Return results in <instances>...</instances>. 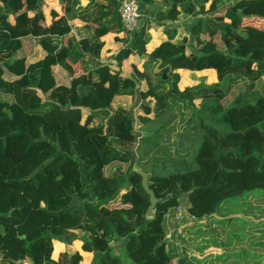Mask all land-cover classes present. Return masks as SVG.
Instances as JSON below:
<instances>
[{
    "label": "trees",
    "instance_id": "trees-1",
    "mask_svg": "<svg viewBox=\"0 0 264 264\" xmlns=\"http://www.w3.org/2000/svg\"><path fill=\"white\" fill-rule=\"evenodd\" d=\"M46 1L0 0V264H79L80 252L52 257L55 242L78 237L96 264H170L163 222L171 209L186 201L190 218L207 220L264 197V42L251 38L246 15L264 11V0H171L165 15L199 16L188 31L202 47L170 42L176 30H165L168 42L149 53L144 26L122 36L120 0H58L56 26L81 23L58 35L49 33ZM107 33L145 59L134 73L113 57V95L131 98L135 111L93 107ZM35 45L43 56L29 62ZM204 71L214 83L182 86V74ZM173 100L194 109L187 132L200 143L197 167L147 177L157 203L146 218L148 195L132 171L135 129L163 118ZM175 264L193 262L182 255Z\"/></svg>",
    "mask_w": 264,
    "mask_h": 264
},
{
    "label": "rangeland",
    "instance_id": "rangeland-1",
    "mask_svg": "<svg viewBox=\"0 0 264 264\" xmlns=\"http://www.w3.org/2000/svg\"><path fill=\"white\" fill-rule=\"evenodd\" d=\"M223 1L228 6L237 0ZM246 15L250 19L253 18V22L250 25L252 26L250 32L253 41L264 42V32L260 31L259 28L260 25H264V11L250 10ZM192 16L194 18V15ZM192 16L184 18L182 33L187 35L188 49L195 48L200 50L202 47L201 42L191 37L188 31L191 25L197 21L196 17L191 19ZM6 23L12 26L15 20L9 18ZM102 39L105 42L102 65L106 69L103 70L106 78L99 87V93L93 97V107H109L112 110L122 107L135 111L136 108H134L131 98L115 97L113 95L110 80L111 74L116 71L113 57L121 55L120 57L124 60L125 69L134 73L142 72L145 59L138 56L140 60H137L139 58L131 54L124 44H118L112 40L113 36L111 34L103 35ZM152 45L161 46L155 39H148L146 49L148 53L152 52ZM33 59H36V57L34 56ZM110 60L112 61L111 64L108 63ZM56 75L58 78L61 77L58 70L56 71ZM203 78L205 79L204 81L202 80ZM201 82L207 85L214 83L215 77L213 72L182 74L183 87ZM193 115L194 109L186 103L179 104L177 101H169L165 115L161 120L154 121L148 124V126L136 128L135 131L139 134L135 147L136 168L147 177H150L153 175L167 176L172 173H181L185 169H188L183 167L184 164L188 165V167L193 165L194 159L192 155L196 151L194 144L199 142L197 138H195L196 140L191 139L192 137L190 138L187 132ZM151 128H154L153 130L159 129V131H153ZM141 139L146 140L142 148L146 145L149 151L147 158L140 157L142 149H139L138 145H140ZM151 143H154V145ZM234 206L236 211H232L222 217H213L207 220L190 218L186 213V201L180 203L178 208L171 209L172 214L169 218L172 219L174 225L166 233V241L167 243L170 242L172 245L171 253H174L171 255L170 264H175L176 259L182 255L190 257L193 264H264L263 195L259 193L254 194L250 198L236 202ZM232 208L233 206L229 209L232 210ZM206 223L210 224L209 229L205 227ZM82 240V237H78L70 244L61 243L60 247L56 245L53 249L52 257L54 259L58 258L57 253L59 251H67L68 254L72 253L73 249H79ZM174 242H176V245L173 244ZM96 260L97 256L95 254L82 253V260L79 264H96Z\"/></svg>",
    "mask_w": 264,
    "mask_h": 264
},
{
    "label": "crops",
    "instance_id": "crops-1",
    "mask_svg": "<svg viewBox=\"0 0 264 264\" xmlns=\"http://www.w3.org/2000/svg\"><path fill=\"white\" fill-rule=\"evenodd\" d=\"M86 1L87 0H81L80 1L81 5H84L86 3ZM190 1L193 4H196V0H190ZM172 3L173 2L171 0H139V7H140L141 17H140V20H139V26L138 27H141V26L145 27L147 45H148V39H150V40L155 39L161 45L167 43L168 39H167V37L165 35V30H176L174 39L172 41H170V42L174 43V42L180 41L184 37L187 38V35H184L182 33V29L184 28V18L190 17V16H186L180 10H179L180 14L178 16H167V15H165V11L169 10V8L171 7ZM43 9H44L43 13H44V16H45L47 24H48L49 33L51 35L70 33V32H72L74 26H80L81 25V23L79 21H76V20L70 22L69 23V28L72 29V30H70L69 32L62 31L60 28H58L56 26L57 19L64 15V4L60 3L58 0H52V1L44 2ZM30 16L32 17V15H30ZM194 18H195V16H194ZM194 18H193V16L191 17V19H194ZM197 18L198 17H196L195 19H197ZM186 25H185V27H186ZM108 34H110V33H107L106 35H108ZM111 35L113 36V34H111ZM157 47H158L157 45H152V47H151L152 51L154 49H156ZM104 49H105V47H104ZM34 56L36 57V59H33ZM42 56H43V53L40 51L38 46L35 45L33 47V52L31 54V56L28 58V60H31V61L38 60V59L42 58ZM135 56H137V55H135ZM138 58L139 59H137V60H140V57H138ZM141 58H142V56H141ZM141 60H144V59H141ZM102 61H103V55H102V58H101V62ZM108 63L111 64L112 61L110 60V62H108ZM204 72H208V71H204ZM200 73H203V72H200ZM200 73H194V74H200ZM177 102L179 104L182 103V102H179V101H177ZM159 120H161V119L151 120L149 123H147L145 125L148 126V124H151L152 122L159 121ZM145 125H143V126H145ZM149 127H151V126H149ZM153 129L154 128H151V130H153ZM191 139L196 140L195 138H191ZM194 145L196 147V151H195V153L193 155L194 163L190 167H188V165L184 164L183 167L188 168V169H185L183 172L193 170V169H195L197 167L196 162H195V155H196V153H197V151H198V149L200 147V143L198 142V143H195ZM174 174H177V173H174ZM153 176H161V175H153ZM171 214H172V211L170 210L167 213V215L164 217L163 226H164L165 233H167V230L174 225V222L172 221V219L169 218V216ZM167 244H169V245H167ZM173 244L176 245V242H174ZM56 245L60 247L62 244L58 243V242H55L54 245H53V249L55 248ZM169 246H170V249H169ZM171 246L172 245L170 244V242L166 243V252H167V254L170 257V260H171V255L174 254L173 252L171 253ZM73 250L74 251L72 253H69V254L67 253V251H59L57 253V256L60 253H63V252L67 253L68 255H71V254H73L75 252H80V246H79V249H73ZM80 254L82 256L81 252H80ZM178 258H180V257H178ZM56 259H57V257H56ZM23 264H28V263L26 262V263H23Z\"/></svg>",
    "mask_w": 264,
    "mask_h": 264
},
{
    "label": "built area",
    "instance_id": "built-area-1",
    "mask_svg": "<svg viewBox=\"0 0 264 264\" xmlns=\"http://www.w3.org/2000/svg\"><path fill=\"white\" fill-rule=\"evenodd\" d=\"M118 14L120 16L122 30L124 33L130 34L138 30L139 20L141 17L138 0H120ZM20 263L23 264L26 262L21 261L18 264Z\"/></svg>",
    "mask_w": 264,
    "mask_h": 264
},
{
    "label": "water",
    "instance_id": "water-1",
    "mask_svg": "<svg viewBox=\"0 0 264 264\" xmlns=\"http://www.w3.org/2000/svg\"><path fill=\"white\" fill-rule=\"evenodd\" d=\"M158 65H159V63H157L155 65V67L153 69V72H157L158 71ZM132 171L136 172L141 177V187H142L143 191L148 195V202H149V205H148V207L146 209L145 217L146 218H151L153 210H154V207H155V205L157 203V200H156V198L154 197L153 193L149 190V188L147 186V182H148L147 176L144 175L139 169H137L135 165L132 167Z\"/></svg>",
    "mask_w": 264,
    "mask_h": 264
}]
</instances>
